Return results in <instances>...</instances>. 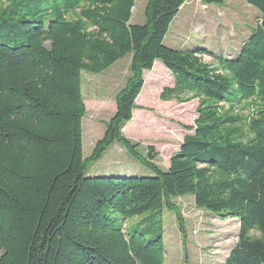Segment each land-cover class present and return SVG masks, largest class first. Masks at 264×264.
Wrapping results in <instances>:
<instances>
[{
  "label": "trees",
  "instance_id": "16d2710c",
  "mask_svg": "<svg viewBox=\"0 0 264 264\" xmlns=\"http://www.w3.org/2000/svg\"><path fill=\"white\" fill-rule=\"evenodd\" d=\"M186 1L148 0L134 24L136 0H0V264H165L164 210L179 218L173 199L188 195L239 220L222 264H264V0H246L260 19L234 58L165 44ZM128 54L116 112L85 158L82 72ZM157 61L174 77L161 100H199L167 169L123 133ZM115 142L155 175L87 176Z\"/></svg>",
  "mask_w": 264,
  "mask_h": 264
},
{
  "label": "rangeland",
  "instance_id": "374dc122",
  "mask_svg": "<svg viewBox=\"0 0 264 264\" xmlns=\"http://www.w3.org/2000/svg\"><path fill=\"white\" fill-rule=\"evenodd\" d=\"M147 2L136 0L132 23H145ZM259 19L260 12L246 0H225L222 5H203L198 0H187L171 25L165 44L182 50L207 48L215 54L234 58ZM131 59L132 55L128 54L100 73L82 72L87 112L83 118L85 158L93 153L116 112L117 95L131 75ZM204 60L215 63L207 55ZM173 80V75L161 61L152 71H146L133 118L123 128L125 136L138 144V150L144 155L149 147L155 149L154 162L162 169L169 167L170 157L180 149L184 136L194 132L187 127L194 125L199 106L198 99L185 103L161 100L162 91L172 86ZM129 126L130 131L126 129ZM86 175L153 176L155 173L115 142L101 159L89 164ZM173 203L178 207L180 217L175 211L164 210L165 264H222L238 242L239 220L223 219L197 208L194 197L190 195L173 199ZM257 233L252 231L251 235Z\"/></svg>",
  "mask_w": 264,
  "mask_h": 264
},
{
  "label": "crops",
  "instance_id": "0c3cea01",
  "mask_svg": "<svg viewBox=\"0 0 264 264\" xmlns=\"http://www.w3.org/2000/svg\"><path fill=\"white\" fill-rule=\"evenodd\" d=\"M156 63H158V61Z\"/></svg>",
  "mask_w": 264,
  "mask_h": 264
}]
</instances>
